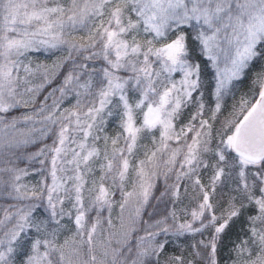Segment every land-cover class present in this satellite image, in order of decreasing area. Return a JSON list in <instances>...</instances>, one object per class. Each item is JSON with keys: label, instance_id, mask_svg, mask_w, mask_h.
Instances as JSON below:
<instances>
[{"label": "snow or ice", "instance_id": "1", "mask_svg": "<svg viewBox=\"0 0 264 264\" xmlns=\"http://www.w3.org/2000/svg\"><path fill=\"white\" fill-rule=\"evenodd\" d=\"M0 264H264V0H0Z\"/></svg>", "mask_w": 264, "mask_h": 264}]
</instances>
